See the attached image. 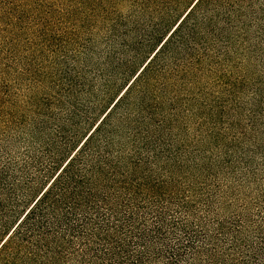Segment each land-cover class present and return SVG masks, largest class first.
<instances>
[{
    "label": "trees",
    "instance_id": "trees-1",
    "mask_svg": "<svg viewBox=\"0 0 264 264\" xmlns=\"http://www.w3.org/2000/svg\"><path fill=\"white\" fill-rule=\"evenodd\" d=\"M234 1L195 0L63 163L34 146L44 124L23 152L1 136L0 264H264V169L198 181L158 116Z\"/></svg>",
    "mask_w": 264,
    "mask_h": 264
},
{
    "label": "rangeland",
    "instance_id": "rangeland-1",
    "mask_svg": "<svg viewBox=\"0 0 264 264\" xmlns=\"http://www.w3.org/2000/svg\"><path fill=\"white\" fill-rule=\"evenodd\" d=\"M194 1L0 0V138L23 152L44 124L34 146L63 163ZM234 3L158 114L184 170L224 185L264 169V0Z\"/></svg>",
    "mask_w": 264,
    "mask_h": 264
},
{
    "label": "snow or ice",
    "instance_id": "snow-or-ice-1",
    "mask_svg": "<svg viewBox=\"0 0 264 264\" xmlns=\"http://www.w3.org/2000/svg\"><path fill=\"white\" fill-rule=\"evenodd\" d=\"M118 2H119V0H113V3L117 4V6H118ZM174 235H175L174 240L171 237H169L168 240L164 242V245L166 247H171V245H175V247L180 248L181 245L184 243V241H185L184 235L179 234V233H174ZM169 241L171 242L170 244H169ZM195 255L198 257L199 252H196Z\"/></svg>",
    "mask_w": 264,
    "mask_h": 264
},
{
    "label": "clouds",
    "instance_id": "clouds-1",
    "mask_svg": "<svg viewBox=\"0 0 264 264\" xmlns=\"http://www.w3.org/2000/svg\"><path fill=\"white\" fill-rule=\"evenodd\" d=\"M123 9V8H122ZM124 10H126V9H124Z\"/></svg>",
    "mask_w": 264,
    "mask_h": 264
}]
</instances>
